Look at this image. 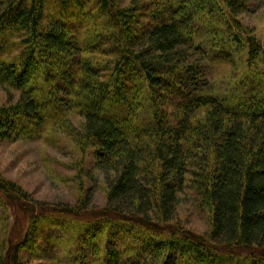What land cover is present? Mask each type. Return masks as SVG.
Segmentation results:
<instances>
[{"label": "trees", "instance_id": "obj_1", "mask_svg": "<svg viewBox=\"0 0 264 264\" xmlns=\"http://www.w3.org/2000/svg\"><path fill=\"white\" fill-rule=\"evenodd\" d=\"M257 5L0 0V86L18 94L0 138L66 135L107 189L86 212L0 177V264L29 249L44 264H264V47L240 21ZM181 199L206 235L181 227Z\"/></svg>", "mask_w": 264, "mask_h": 264}, {"label": "rangeland", "instance_id": "obj_2", "mask_svg": "<svg viewBox=\"0 0 264 264\" xmlns=\"http://www.w3.org/2000/svg\"><path fill=\"white\" fill-rule=\"evenodd\" d=\"M240 21L254 32L264 47V6H255L253 11L243 15ZM8 91L7 88L0 86V109L6 107L8 95L13 101L18 97L17 93L9 94ZM80 122L77 118L71 120L73 133L78 130ZM60 140L62 143L53 146L41 140L0 138V177L16 184L38 203L49 206H73L79 201L87 200L88 206L84 210L86 212L94 208L96 210L104 208L107 189L103 175L96 170L87 155L83 156L78 152L70 138L60 135ZM178 221L182 228L199 235H206L209 228L207 219L190 208L186 199H181ZM16 228L17 222L10 216L7 229ZM28 254L33 255L36 252L29 249ZM27 255L23 264H44L42 255L41 260Z\"/></svg>", "mask_w": 264, "mask_h": 264}]
</instances>
